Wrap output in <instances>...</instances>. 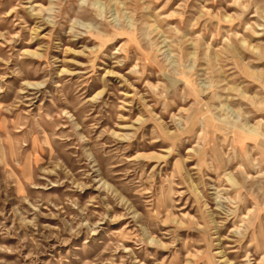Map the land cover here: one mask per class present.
Segmentation results:
<instances>
[{"label": "rangeland", "instance_id": "rangeland-1", "mask_svg": "<svg viewBox=\"0 0 264 264\" xmlns=\"http://www.w3.org/2000/svg\"><path fill=\"white\" fill-rule=\"evenodd\" d=\"M253 127L264 0H0V264H262Z\"/></svg>", "mask_w": 264, "mask_h": 264}, {"label": "bare ground", "instance_id": "bare-ground-1", "mask_svg": "<svg viewBox=\"0 0 264 264\" xmlns=\"http://www.w3.org/2000/svg\"><path fill=\"white\" fill-rule=\"evenodd\" d=\"M250 131H251V133L255 136L256 140H257V137H258L259 135H262V134H260V132H258V131L256 130L255 127L251 128ZM262 136L264 137V135H262ZM259 147H260L262 150H264V141H263V142H262V141L260 142ZM256 211H257V210L253 211V213H256ZM262 264H264V259H263V261H262Z\"/></svg>", "mask_w": 264, "mask_h": 264}]
</instances>
